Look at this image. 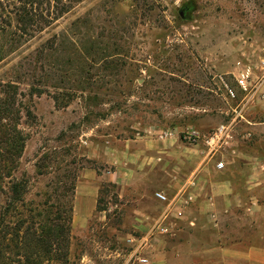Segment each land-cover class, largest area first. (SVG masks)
Returning <instances> with one entry per match:
<instances>
[{
    "label": "rangeland",
    "instance_id": "374dc122",
    "mask_svg": "<svg viewBox=\"0 0 264 264\" xmlns=\"http://www.w3.org/2000/svg\"><path fill=\"white\" fill-rule=\"evenodd\" d=\"M0 27L18 32L0 59V97L14 87L16 127L27 134L15 175L52 191L68 163L72 205L80 184L98 186L87 221L71 215L69 264H131L140 242L165 239L179 220L154 192L171 202L205 154L226 170L234 141L253 137L244 119L264 114V97L234 82L245 64L260 73L264 0H0ZM234 118L229 143L209 151L205 137ZM188 128L197 143L182 137ZM145 140L157 145L139 159Z\"/></svg>",
    "mask_w": 264,
    "mask_h": 264
},
{
    "label": "crops",
    "instance_id": "0c3cea01",
    "mask_svg": "<svg viewBox=\"0 0 264 264\" xmlns=\"http://www.w3.org/2000/svg\"><path fill=\"white\" fill-rule=\"evenodd\" d=\"M244 120L253 137L243 146L234 141L236 158L231 155L226 170L218 169L205 154L192 186L175 185L176 194L166 211L179 223L170 224L165 239L145 248L149 264H264L263 221L252 223L253 218H264V114L258 120ZM156 145L145 140L137 152L139 159L141 154L150 155ZM118 158L120 178L125 168ZM97 194L93 181L77 187L72 205L75 221H87L93 214Z\"/></svg>",
    "mask_w": 264,
    "mask_h": 264
},
{
    "label": "trees",
    "instance_id": "16d2710c",
    "mask_svg": "<svg viewBox=\"0 0 264 264\" xmlns=\"http://www.w3.org/2000/svg\"><path fill=\"white\" fill-rule=\"evenodd\" d=\"M25 29L18 30L24 33ZM16 35L15 30L0 27V59ZM6 87L10 90L0 97V264H69L72 203L68 163L56 169L52 191H34L24 173L15 175L27 134L16 127L14 87ZM25 109L31 116L30 109Z\"/></svg>",
    "mask_w": 264,
    "mask_h": 264
},
{
    "label": "built area",
    "instance_id": "2783aa9c",
    "mask_svg": "<svg viewBox=\"0 0 264 264\" xmlns=\"http://www.w3.org/2000/svg\"><path fill=\"white\" fill-rule=\"evenodd\" d=\"M261 67L260 73L258 74L253 66L249 64L243 65L239 71L234 74V82L235 85L240 88L244 93L253 94L259 93L262 97H264V56L261 59ZM224 89L226 94L231 97H236L235 89L228 85L226 82H223ZM242 109V108H241ZM237 116L242 117L241 112L237 113ZM236 119H232L225 123H220L207 137L204 139V143H206L209 151H213L215 148L220 147L222 145H226L229 143V139L232 138V133L235 128ZM174 134L172 130H164L160 133V137H170ZM182 137L190 143H197L200 139V133L194 128L184 129L182 131ZM216 167L221 169L224 167L223 161H218L216 163ZM154 197L163 203H170L167 195L163 191H155ZM168 206V205H167ZM167 214V212L165 211ZM161 215L155 225L159 232H166L167 227L163 225V221L166 217V214ZM144 245L143 242H140L136 247L133 248L131 254L129 256V261L131 260V264H149V258L144 254Z\"/></svg>",
    "mask_w": 264,
    "mask_h": 264
}]
</instances>
